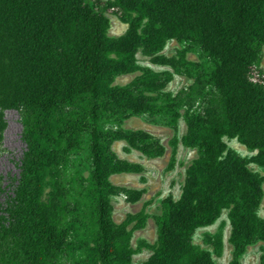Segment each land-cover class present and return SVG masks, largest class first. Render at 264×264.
Instances as JSON below:
<instances>
[{
  "label": "trees",
  "instance_id": "obj_1",
  "mask_svg": "<svg viewBox=\"0 0 264 264\" xmlns=\"http://www.w3.org/2000/svg\"><path fill=\"white\" fill-rule=\"evenodd\" d=\"M110 14L127 24L122 35L109 36ZM170 40L189 44L180 64L211 88L202 108L182 113L183 99L164 89L171 72L115 82L139 69V52L166 63ZM263 48L264 0H0V132L4 110L17 109L26 143L18 173L0 182V264H132L128 226L141 227L146 214L115 222L111 176L144 167L112 145L123 140L149 157L166 148L146 130L107 127L131 115L172 126L183 117L181 142L197 150L179 198L162 200L156 241L140 245L151 251L144 264H214L223 229L204 238L211 250L194 236L224 210L228 264H240L250 244L264 242V176L250 167H264ZM189 50L203 60H188ZM226 139L256 153L242 156ZM171 143L170 168L179 140Z\"/></svg>",
  "mask_w": 264,
  "mask_h": 264
},
{
  "label": "rangeland",
  "instance_id": "obj_2",
  "mask_svg": "<svg viewBox=\"0 0 264 264\" xmlns=\"http://www.w3.org/2000/svg\"><path fill=\"white\" fill-rule=\"evenodd\" d=\"M109 17V36L117 37L122 35L127 24L121 22L116 16ZM187 43H180L176 40H170L161 54L167 60L166 63L155 62L152 58L138 53L139 69L136 72L120 75L115 82L125 84L130 82L136 76L141 75L146 69L156 72H171L172 79L166 84L165 90L180 96L183 99L182 113L193 105L194 108H202L208 102L209 96L204 98L211 88H203L199 84L196 76L188 69L183 67L179 61V51L186 49ZM186 58L194 62L203 60L200 51L189 50L186 52ZM261 67L264 68V48L261 61ZM6 127L0 132V182H7L11 174L18 173L17 161L23 155L26 143L22 137L24 131L23 121L20 111L14 108L4 110ZM119 126L126 129H142L150 132L158 138L165 146L164 155L159 157H149L142 152L132 149L130 152L125 150L126 143L123 140H116L112 149L117 155L131 162L140 163L144 170L140 173H120L113 174L111 181L118 186V192L113 196V218L115 222L122 223L131 216L144 211L146 214L144 223L137 228V220L133 221L128 228L134 229L132 236V245L136 249L132 264H144L150 256L151 251L146 247H140L143 241L154 243L157 239L156 216L161 213L162 200L168 195L179 198L182 193V187L185 181L186 169L192 160L197 156L195 148L187 147L181 142L182 136L186 132V123L183 117L178 121L177 126L168 125L162 122H153L145 115H131L121 121L109 123L107 127L117 129ZM177 138L179 144L177 147L176 163L170 168V159L172 156L173 145L171 141ZM229 146L235 149L239 154L251 157L256 152L249 150L246 146L239 143L236 139H226ZM250 167L261 176H264V167L251 163ZM264 190V181H263ZM138 191L139 199L133 201L131 197ZM0 192V201L3 199ZM259 214L264 218V194L259 207ZM219 229H223L224 253L221 257L214 256V264H228L233 257V246L229 241L231 234V225L227 216V210H224L222 216L211 226L202 227L195 233L196 243L211 250L209 245L204 243L206 236L212 235ZM264 254V242L259 240L250 244L245 253L240 258V264H260L261 257Z\"/></svg>",
  "mask_w": 264,
  "mask_h": 264
}]
</instances>
